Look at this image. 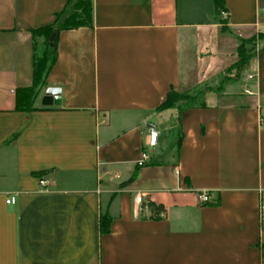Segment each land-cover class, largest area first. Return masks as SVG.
<instances>
[{
	"label": "crops",
	"instance_id": "1",
	"mask_svg": "<svg viewBox=\"0 0 264 264\" xmlns=\"http://www.w3.org/2000/svg\"><path fill=\"white\" fill-rule=\"evenodd\" d=\"M66 1L0 0V264H264V48L220 91L159 110L189 56L237 60L214 1L92 0L91 26L59 32L37 109L17 110L31 29ZM224 1L230 29L264 25V0ZM49 86L58 104H42Z\"/></svg>",
	"mask_w": 264,
	"mask_h": 264
},
{
	"label": "trees",
	"instance_id": "2",
	"mask_svg": "<svg viewBox=\"0 0 264 264\" xmlns=\"http://www.w3.org/2000/svg\"><path fill=\"white\" fill-rule=\"evenodd\" d=\"M215 6V14L219 15L227 12L224 0H213ZM222 23V19L218 18ZM92 24V0H67L61 10L55 13L54 19L50 24L31 29L33 37V75L32 83L27 87L17 88L15 91V109L23 111H32L37 109L35 106L36 98L47 83V75L56 60L57 55V39L59 32L64 29H72L80 26H91ZM225 29L224 26L221 30ZM262 36V35H261ZM264 37V36H262ZM42 38L39 43L38 39ZM238 60L227 67V71L234 68L242 67L251 57L252 52L239 44L237 49ZM230 77L225 76L222 83ZM221 87L217 88L220 91ZM179 100V95L175 89L171 88L166 95L165 100L158 106L159 110L175 107ZM192 104L183 106L187 108ZM178 137L177 142H180ZM135 177V172L130 177L132 180ZM215 202H207L216 203ZM110 218L108 215L100 217V230L102 233L109 231Z\"/></svg>",
	"mask_w": 264,
	"mask_h": 264
},
{
	"label": "rangeland",
	"instance_id": "3",
	"mask_svg": "<svg viewBox=\"0 0 264 264\" xmlns=\"http://www.w3.org/2000/svg\"><path fill=\"white\" fill-rule=\"evenodd\" d=\"M221 16H223L221 18L223 21L221 26H224L225 29L221 30L222 32L219 35V39L222 41V45H224L225 42L228 44H226L228 55L234 50V43L236 45L234 51L237 60V49L239 44H242L246 51H251L252 54L258 49L264 48V37H262L264 36V25L249 30H233L227 26L225 14L221 13ZM207 52L208 53L203 54L206 56L211 55V52ZM207 68H211V70L208 71ZM219 70V67L213 66L212 61L208 62L205 66L203 64L198 66L197 59L193 56H189V59L183 62L181 68L183 88L181 90L175 89L176 93L179 95V100L176 105L180 104V106L183 107L187 104L199 103L202 100L203 94L207 90L216 89L225 76L234 79L243 75V66L229 71H227V67L223 68L221 71Z\"/></svg>",
	"mask_w": 264,
	"mask_h": 264
},
{
	"label": "built area",
	"instance_id": "4",
	"mask_svg": "<svg viewBox=\"0 0 264 264\" xmlns=\"http://www.w3.org/2000/svg\"><path fill=\"white\" fill-rule=\"evenodd\" d=\"M245 91L249 92L247 89ZM147 129H148L147 130L148 140L146 142L145 148L141 152L140 159L137 161V165H139V166L146 164V162L149 160V158H150L149 148L155 146L157 143V140H158V130L156 129V127L153 124H150L147 127ZM39 182L41 185H43L45 183L44 180H40ZM198 199H199V202H201V203H207V202L212 201V196L210 195V193L208 191L204 190V191L198 192ZM13 201H14L13 196H9L7 198V202H13ZM141 201H142V195L136 194L135 195V202L139 205ZM260 208H261V211L264 212V204H261ZM139 209H140V207L137 206L136 211H138Z\"/></svg>",
	"mask_w": 264,
	"mask_h": 264
},
{
	"label": "water",
	"instance_id": "5",
	"mask_svg": "<svg viewBox=\"0 0 264 264\" xmlns=\"http://www.w3.org/2000/svg\"><path fill=\"white\" fill-rule=\"evenodd\" d=\"M59 94L60 88L59 87H52L49 86L45 89L44 95L41 99L43 105H52L59 103Z\"/></svg>",
	"mask_w": 264,
	"mask_h": 264
}]
</instances>
